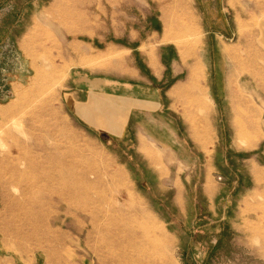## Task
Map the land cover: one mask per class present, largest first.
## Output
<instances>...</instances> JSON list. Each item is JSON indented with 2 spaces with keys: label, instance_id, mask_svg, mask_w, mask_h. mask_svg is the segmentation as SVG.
<instances>
[{
  "label": "rangeland",
  "instance_id": "rangeland-1",
  "mask_svg": "<svg viewBox=\"0 0 264 264\" xmlns=\"http://www.w3.org/2000/svg\"><path fill=\"white\" fill-rule=\"evenodd\" d=\"M139 45L176 155L64 104ZM0 264H264V0H0Z\"/></svg>",
  "mask_w": 264,
  "mask_h": 264
},
{
  "label": "crops",
  "instance_id": "crops-1",
  "mask_svg": "<svg viewBox=\"0 0 264 264\" xmlns=\"http://www.w3.org/2000/svg\"><path fill=\"white\" fill-rule=\"evenodd\" d=\"M135 50L139 52L150 77L136 71L137 81L120 85L110 79L78 72L71 78L64 104L80 123L94 131L105 132L115 140L133 137L137 145L143 147L155 142L163 151L169 149L176 155L175 144L180 148L185 147L175 143L176 133L170 124L165 122L166 126L163 125L165 137L157 136L150 129L151 123H160L155 117L168 109L157 85L161 75V50L153 48L142 51L141 45ZM186 88L179 85L177 96L183 97Z\"/></svg>",
  "mask_w": 264,
  "mask_h": 264
},
{
  "label": "bare ground",
  "instance_id": "bare-ground-1",
  "mask_svg": "<svg viewBox=\"0 0 264 264\" xmlns=\"http://www.w3.org/2000/svg\"><path fill=\"white\" fill-rule=\"evenodd\" d=\"M236 129V128H235ZM239 129V128H238ZM241 130V129H240ZM238 131V130H237ZM238 133V132H237ZM236 137V136H235ZM239 139V138H238ZM114 198V197H113Z\"/></svg>",
  "mask_w": 264,
  "mask_h": 264
}]
</instances>
